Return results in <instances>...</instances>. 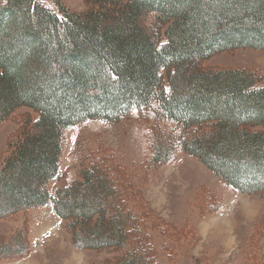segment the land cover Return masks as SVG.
I'll return each mask as SVG.
<instances>
[{
  "label": "trees",
  "instance_id": "16d2710c",
  "mask_svg": "<svg viewBox=\"0 0 264 264\" xmlns=\"http://www.w3.org/2000/svg\"><path fill=\"white\" fill-rule=\"evenodd\" d=\"M60 1L54 10L0 0V123L21 107L37 113L22 120L0 165V189L12 194L7 214L50 205L76 246H131L105 264H157L129 209L131 189L104 167L48 189L64 130L155 104L179 127L174 143L236 191L264 195V87L255 72L201 66L226 49H264V0H82L80 12ZM169 141L157 160L169 156Z\"/></svg>",
  "mask_w": 264,
  "mask_h": 264
},
{
  "label": "rangeland",
  "instance_id": "374dc122",
  "mask_svg": "<svg viewBox=\"0 0 264 264\" xmlns=\"http://www.w3.org/2000/svg\"><path fill=\"white\" fill-rule=\"evenodd\" d=\"M38 1L57 9L53 0ZM60 2L72 12L87 7L82 0ZM201 66L215 72H255L256 84L264 87V49H226L202 60ZM28 115L37 118L21 107L0 123V165ZM158 115L155 104L118 122L85 120L64 130L59 176L48 189L74 184L83 169L100 165L120 188L131 189L129 209L137 215L157 264H264V195L244 194L228 185L174 143L179 127ZM169 140V156L157 160V150L167 151ZM11 199V192L0 189V264H105L131 247L80 248L50 205L7 214Z\"/></svg>",
  "mask_w": 264,
  "mask_h": 264
}]
</instances>
